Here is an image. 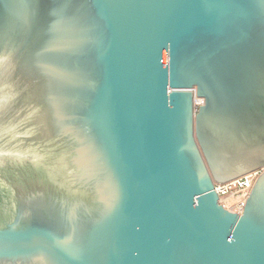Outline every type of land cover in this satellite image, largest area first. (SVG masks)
<instances>
[{"label": "water", "instance_id": "water-1", "mask_svg": "<svg viewBox=\"0 0 264 264\" xmlns=\"http://www.w3.org/2000/svg\"><path fill=\"white\" fill-rule=\"evenodd\" d=\"M0 264H264V0H0Z\"/></svg>", "mask_w": 264, "mask_h": 264}, {"label": "built area", "instance_id": "built-area-1", "mask_svg": "<svg viewBox=\"0 0 264 264\" xmlns=\"http://www.w3.org/2000/svg\"><path fill=\"white\" fill-rule=\"evenodd\" d=\"M261 173L262 170H259L237 178L226 184H217L215 186V190L219 195L221 202L223 197L233 195L236 199H238V202L229 206L231 207L230 209H233L236 212H242L251 190Z\"/></svg>", "mask_w": 264, "mask_h": 264}, {"label": "bare ground", "instance_id": "bare-ground-1", "mask_svg": "<svg viewBox=\"0 0 264 264\" xmlns=\"http://www.w3.org/2000/svg\"><path fill=\"white\" fill-rule=\"evenodd\" d=\"M198 101H199V103L202 102L201 100H198ZM222 202L225 205L232 206L233 204H235L236 202H238V199H236L233 195H231V196L223 197L222 198Z\"/></svg>", "mask_w": 264, "mask_h": 264}, {"label": "rangeland", "instance_id": "rangeland-1", "mask_svg": "<svg viewBox=\"0 0 264 264\" xmlns=\"http://www.w3.org/2000/svg\"><path fill=\"white\" fill-rule=\"evenodd\" d=\"M224 206H225L226 208H228V209H230V208H231V207H229L228 205H225V204H224Z\"/></svg>", "mask_w": 264, "mask_h": 264}, {"label": "flooded vegetation", "instance_id": "flooded-vegetation-1", "mask_svg": "<svg viewBox=\"0 0 264 264\" xmlns=\"http://www.w3.org/2000/svg\"><path fill=\"white\" fill-rule=\"evenodd\" d=\"M262 173H263V171H262ZM262 173H261V174H262ZM261 174H260V175H261Z\"/></svg>", "mask_w": 264, "mask_h": 264}]
</instances>
